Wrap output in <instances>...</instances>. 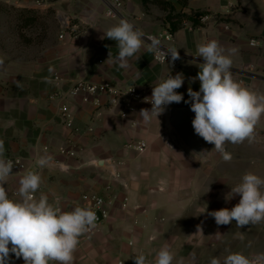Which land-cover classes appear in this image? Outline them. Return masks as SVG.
<instances>
[{"label":"crops","instance_id":"obj_1","mask_svg":"<svg viewBox=\"0 0 264 264\" xmlns=\"http://www.w3.org/2000/svg\"><path fill=\"white\" fill-rule=\"evenodd\" d=\"M123 1V16L107 18L103 0H47L44 5L32 0L10 4L0 0V7H13L9 13L52 6L57 12L83 18L78 37L67 33L61 38L60 31L45 49L39 45L29 48L17 34L15 21L0 11V21L4 22L0 27V140L6 159L21 157L28 166L9 176L5 184L9 197L18 200L20 178L37 170L42 183L35 195L46 194L49 202L63 211L79 206L86 193L111 200L109 218L101 228L90 237H80L73 264H118V259L122 264H134L132 257L139 254L154 264L156 253L164 245L174 253L173 264L181 258L184 264H209L213 257L223 260L229 251L246 256L264 252V222L239 228L235 221L217 225L208 215L221 208L231 209L239 202V196L226 202L224 195L241 182L245 174L242 167L245 172L249 165L255 166V156L264 150V128H255L251 143H227L231 160L221 161V154L207 142L208 157L200 160L169 124L172 106L190 105L183 101L170 104L159 121L153 117L146 122L139 115L141 109H151L146 103H138L123 114L124 106H113L107 96L91 97L89 102L82 96L51 98L58 91H68L79 79L144 87L159 83L169 74L183 73L180 90L184 100H189L188 88L200 89L199 80L191 81L200 71L197 64L203 63V58L195 57L197 46L213 39L225 49H236L231 56L233 80L264 95V44L249 43L264 36V14L260 13L261 19L255 17L248 0ZM172 10L174 21L181 18L175 31L167 19ZM84 12L87 16H82ZM197 12L210 19L202 22V15L195 23L183 16ZM218 14L228 21L217 20ZM121 18L144 34L143 46L130 58L127 68H119L108 59L109 51L114 58L118 48L115 41L102 38ZM166 32L173 35L166 43L179 53L176 63L157 62L153 46L145 39L146 35ZM56 75L60 80H55ZM65 105L72 126L62 114ZM141 141L147 143L144 152L134 148ZM63 147L75 154L63 153ZM44 154L51 160L37 168L36 161ZM224 164L228 177L220 175ZM254 173L264 178V169ZM197 225L202 232H197ZM217 232L220 234L215 235ZM8 264L24 261L10 253Z\"/></svg>","mask_w":264,"mask_h":264},{"label":"clouds","instance_id":"obj_2","mask_svg":"<svg viewBox=\"0 0 264 264\" xmlns=\"http://www.w3.org/2000/svg\"><path fill=\"white\" fill-rule=\"evenodd\" d=\"M102 38L116 42L118 54L112 58L109 51L108 59L111 58L119 68H127L130 58L139 52L144 43V34L124 18L108 28ZM235 52V48L225 49L214 39L199 44L195 57L203 58V63L197 64L200 71L191 78L192 82L199 80V91L189 87L190 99L184 100L183 94L176 91L184 84V74H169L152 86L151 97L146 98L152 107L141 109L139 115L150 122L153 117L158 120L172 103L183 101L190 104L195 114L192 120L195 134L213 144L225 161L231 160V154L225 149L226 143L253 142L256 125L264 116V95L257 94L232 78L231 56ZM169 54L173 60L179 58L176 50H170ZM0 64H3L2 59ZM4 152V142L0 140V264H8L10 253L22 258L24 264H73L80 237L97 227L96 212L89 205L63 211L50 203L46 194L40 193L37 197L35 194L42 183L37 170H30L20 178L19 199H11L5 184L14 164L4 157ZM206 152L194 154L202 160ZM50 160L47 154L40 155L36 161L37 168L47 166ZM236 196L240 197L239 202L231 209L208 212L217 225H228L235 221L237 227L241 228L264 222V178L246 172L240 183L230 187L224 199L227 202ZM196 227L197 232H202L200 225ZM219 234L217 232L215 235ZM251 243L249 241V247ZM132 259L134 264H150L144 254ZM174 259V253L164 245L156 253L154 264H173ZM177 264H184L183 258ZM209 264H264V252L246 256L242 252L229 251L223 260L213 257Z\"/></svg>","mask_w":264,"mask_h":264},{"label":"built area","instance_id":"obj_3","mask_svg":"<svg viewBox=\"0 0 264 264\" xmlns=\"http://www.w3.org/2000/svg\"><path fill=\"white\" fill-rule=\"evenodd\" d=\"M7 2L20 3L22 0H6ZM38 5L46 4L47 0H32ZM105 3V12L104 15L107 18H119L123 16L125 10V3L123 0H103ZM59 24L61 26V38H64L67 33L71 34L73 38L78 37L80 33V25L75 22L76 17L71 15L68 12L60 11L58 12ZM210 19L209 15H203L201 17L202 22H206ZM145 39L149 42L154 48V59L159 63L173 62L176 63V59L173 60L169 54L170 50H173L166 41H171L173 35L171 32H166L161 36L146 35ZM155 41L156 43H153ZM249 43L253 46L261 47L264 44V36L258 38H253L249 40ZM55 80H60L59 75L55 76ZM158 84V83H157ZM157 84L141 87L138 84H132L128 86H119L113 80H103L101 82H89L84 79H79L75 84L66 92L58 91L53 94L51 98L65 99L66 96H82L83 101L89 102L91 97L107 96L110 100V103L113 106H124L125 111L123 114H126L128 111L135 109L136 104L146 103L152 107L151 103L146 101V98H150L152 94V86ZM178 93H181L180 88L176 90ZM170 106V105H169ZM167 106V108L169 107ZM166 108V109H167ZM63 116L66 120L68 126H72V120L70 112L68 111L66 105L63 106ZM134 148L137 151L143 152L147 149V143L145 141L138 142L134 145ZM63 153H68L74 155L75 151L69 149L68 147H63ZM13 161L14 167L12 174L21 172L27 169V164L25 159L21 157H9L7 158ZM11 174V175H12ZM128 199H125L123 206H126ZM111 200L108 197L98 194V193H86L82 196V203L79 206L89 205L93 208L97 215V227L85 234L84 236L90 237L95 234L102 226L103 222L109 218V204Z\"/></svg>","mask_w":264,"mask_h":264},{"label":"rangeland","instance_id":"obj_4","mask_svg":"<svg viewBox=\"0 0 264 264\" xmlns=\"http://www.w3.org/2000/svg\"><path fill=\"white\" fill-rule=\"evenodd\" d=\"M181 1H184V0H181ZM248 1L250 2V6L249 7H250L251 13H253V15L255 17H258L259 19H261L262 18L261 14H264V1L263 0H248ZM153 2H158V1L154 0ZM11 8H13V7H11L10 5L5 4V6L0 7V9H1L0 11L3 14L6 13L7 15H9L11 17V20L15 21L14 28H16L15 30L17 31V34L20 35L22 41H25L29 48L31 46L34 47L35 45H39V46H43V48L45 49L48 45H50V43L54 42L55 38H57L58 34L61 31V27H60L59 19H58V12L52 6H48L47 8L45 7L43 9H41V8H39V9H31V8L19 9V10L15 11V12L9 13ZM5 10L7 12H5ZM22 10H32V12H30V11L22 12V14H21L20 11H22ZM82 16H87V13L84 12V14H82ZM169 16H173L172 18L176 17V15L173 14V10L168 15V17ZM168 17H167V19H168ZM26 18L32 19V21L29 22L28 24H25V28H23L24 27L23 26L24 25V21L26 20ZM80 18L76 17L75 22L80 25V31H82V27H81V24H80ZM81 19H83V18H81ZM216 19L219 20V21H226V20L228 21V19L226 17L222 16L221 14H218L216 16ZM7 25L9 27L13 26V25H11V22H8ZM0 27H4V22L3 21H0ZM19 27H21V28H19ZM242 39L245 40V37L242 36ZM192 90L195 91L194 88ZM261 118L262 119L256 125V128H264V116H261ZM219 159L221 161L224 160L222 155L219 157ZM255 159H256V162L254 164L255 166L252 167V166L249 165L246 168L245 172H242L243 171V167H242L241 173H246V172H253L254 173L255 170H258L259 168L264 169V150H261L255 156ZM223 166L224 167H222V166L220 167L221 168L220 175L221 176H226L227 173H228V166H227V164H224ZM227 177H228V175H227ZM121 261L122 260L118 259V264H122Z\"/></svg>","mask_w":264,"mask_h":264},{"label":"water","instance_id":"obj_5","mask_svg":"<svg viewBox=\"0 0 264 264\" xmlns=\"http://www.w3.org/2000/svg\"><path fill=\"white\" fill-rule=\"evenodd\" d=\"M237 72H240V70ZM194 116L195 114L191 111L190 105H175L169 110L168 120L173 130L193 153L198 154L201 151H207L203 158L205 159L208 157L207 144L203 138L199 137L194 132L192 126ZM197 157L201 160L199 156Z\"/></svg>","mask_w":264,"mask_h":264},{"label":"trees","instance_id":"obj_6","mask_svg":"<svg viewBox=\"0 0 264 264\" xmlns=\"http://www.w3.org/2000/svg\"><path fill=\"white\" fill-rule=\"evenodd\" d=\"M145 2H147V0H145ZM28 11H30V12H32V10H22V11H20L21 12V14H22V12H28ZM204 13L203 12H197V13H195L194 15H187V14H183V16L185 17V18H189V19H193V21L195 22V23H199V20H198V18L200 17V16H202ZM173 16H169L168 17V22L171 24V28H172V30L173 31H175L177 28H178V26H179V24H180V22H181V18L180 19H177L176 21H174L173 20V18H172ZM32 21V19H28V18H26V20L24 21V27L23 28H25V24H28L29 22H31ZM19 28H21V27H19Z\"/></svg>","mask_w":264,"mask_h":264}]
</instances>
